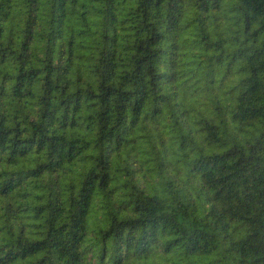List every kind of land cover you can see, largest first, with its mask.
I'll return each instance as SVG.
<instances>
[{
	"label": "trees",
	"instance_id": "obj_1",
	"mask_svg": "<svg viewBox=\"0 0 264 264\" xmlns=\"http://www.w3.org/2000/svg\"><path fill=\"white\" fill-rule=\"evenodd\" d=\"M0 264H264V0H0Z\"/></svg>",
	"mask_w": 264,
	"mask_h": 264
}]
</instances>
